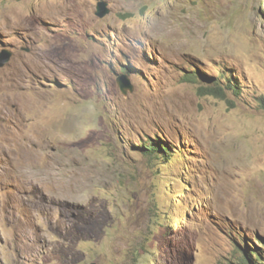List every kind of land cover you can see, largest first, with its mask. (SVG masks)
<instances>
[{"label": "rangeland", "instance_id": "rangeland-1", "mask_svg": "<svg viewBox=\"0 0 264 264\" xmlns=\"http://www.w3.org/2000/svg\"><path fill=\"white\" fill-rule=\"evenodd\" d=\"M5 50L0 264H231L264 239V0H0Z\"/></svg>", "mask_w": 264, "mask_h": 264}, {"label": "trees", "instance_id": "trees-1", "mask_svg": "<svg viewBox=\"0 0 264 264\" xmlns=\"http://www.w3.org/2000/svg\"><path fill=\"white\" fill-rule=\"evenodd\" d=\"M189 80L197 83L198 80L210 81L209 86H200L199 92L201 95L224 97L226 88L231 89L236 95H240L242 91L234 77L228 78L225 81V86L221 85V80L217 81L211 77H207L203 73L197 71L189 75ZM141 155L150 162L160 163L165 165L170 161L171 147L166 142L161 140L142 141L138 146L134 147ZM260 243L256 244L248 239H243L242 244L236 246V253L233 254L231 264H264V239L256 237Z\"/></svg>", "mask_w": 264, "mask_h": 264}, {"label": "water", "instance_id": "water-1", "mask_svg": "<svg viewBox=\"0 0 264 264\" xmlns=\"http://www.w3.org/2000/svg\"><path fill=\"white\" fill-rule=\"evenodd\" d=\"M107 12L105 13H101L100 17H104L106 16ZM12 53L5 50L2 53H0V66L3 67L4 65H6L9 61V59L11 58ZM125 82V83H124ZM118 85L119 87H121L122 91L126 94L129 90H132L134 88V86L130 83L129 79H122V78H118ZM90 264H97L95 262L90 263Z\"/></svg>", "mask_w": 264, "mask_h": 264}]
</instances>
